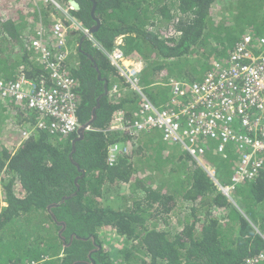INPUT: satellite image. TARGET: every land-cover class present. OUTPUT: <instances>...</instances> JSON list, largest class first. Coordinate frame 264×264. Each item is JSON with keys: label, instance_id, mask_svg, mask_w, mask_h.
<instances>
[{"label": "trees", "instance_id": "16d2710c", "mask_svg": "<svg viewBox=\"0 0 264 264\" xmlns=\"http://www.w3.org/2000/svg\"><path fill=\"white\" fill-rule=\"evenodd\" d=\"M13 1L21 5L19 17L0 18V78L8 83L25 76L52 85L51 70L37 59L30 40L39 24L51 29L56 8L49 3L31 14L34 6L24 9L22 0ZM54 1L69 5V0ZM76 1L80 9L72 10L73 15L85 28L96 26L93 0ZM95 1L100 25L94 38L109 51L120 35L125 36L126 55L144 63L143 92L160 109L172 107V81L203 80L214 69L213 62H224L246 34L264 35V0H232L229 8L222 7L229 18L220 20L212 12L215 4L223 3L220 0ZM81 38L80 32H69L71 52L63 63L78 84L81 124L93 118L97 100L105 92V80L99 79L95 66L108 80V93L101 97L83 139L75 140L77 131L64 137L40 128L37 121L42 113L29 111L25 100L13 97L1 108L0 119L5 121L4 114L11 112L14 123L22 129L32 127L33 134L12 140L15 150L0 142V191L6 203L0 205V264L88 261V251L95 247L92 237L100 244L102 228L116 230L125 247L116 256L97 250L92 254L94 263L88 264H241L260 254L264 250V167L237 188L235 203L190 155L168 145L157 130L127 137V132L110 129L120 110L126 118L134 117L142 98L128 89L103 50ZM75 41L76 53L71 49ZM10 126H5L8 131ZM127 139L129 151L110 165L109 146ZM237 157L232 145L226 157L207 146L206 160L222 184L230 183ZM125 188L130 194L121 193ZM77 190L52 207L58 221L66 223L63 234L68 241L74 236L68 246L59 236L62 225L48 207ZM112 192L117 196L114 200ZM173 215L179 217V228L169 223Z\"/></svg>", "mask_w": 264, "mask_h": 264}, {"label": "built area", "instance_id": "2783aa9c", "mask_svg": "<svg viewBox=\"0 0 264 264\" xmlns=\"http://www.w3.org/2000/svg\"><path fill=\"white\" fill-rule=\"evenodd\" d=\"M71 30L86 35L94 46L103 50L118 75L124 77L128 89L142 98L134 117L126 118L120 110L110 129L127 132L131 137L159 131L167 144L178 145L190 155L196 165L214 179L220 191L235 202L233 196L237 188L255 178L264 167V36L246 34L226 61L213 62L214 69L203 80L172 81L175 94L170 100L172 107L160 109L143 92L140 74L144 63L140 58L126 55L124 35H120L114 47L107 51L94 38L90 28H85L75 16H68L64 21L58 18L50 30L39 24L30 46L37 51V59L50 68L53 84L47 85L45 80L38 83L25 76L8 83L0 78V98L7 105L13 97L25 100L29 111L42 113L37 121L40 128L64 137L78 131L81 125L75 92L78 84L63 65L71 52L67 46ZM54 40L59 51L54 50ZM26 127L21 134L23 139L33 134L32 127ZM16 131L11 124L8 132L14 134ZM213 142H216L214 146ZM208 145L223 157L227 156L228 145L234 147L238 157L230 183L222 184L216 169L206 160ZM128 151L126 143L111 144L109 164H115L119 156ZM44 261L29 260L22 264H43ZM263 263L264 250L241 264Z\"/></svg>", "mask_w": 264, "mask_h": 264}, {"label": "rangeland", "instance_id": "374dc122", "mask_svg": "<svg viewBox=\"0 0 264 264\" xmlns=\"http://www.w3.org/2000/svg\"><path fill=\"white\" fill-rule=\"evenodd\" d=\"M22 4H25V8L24 9H28L30 4L32 5V7L34 6V9L31 8V14H35L36 10L39 9L42 11V9L48 7L49 3H53L56 2L54 0H22ZM232 0H220V2L223 3H218L215 4L216 6H214L212 12L213 15L216 19L220 20L222 18V16L224 18H229V12L225 11L222 9V7L228 6V8L231 6ZM0 2H2V6H0V18L1 19H7L10 17H19L18 15H20V7L21 5L19 4V2H15L13 0H11V2L9 3H3V2H8L6 0H0ZM234 2V0H233ZM226 3V4H225ZM54 6L56 7V16L55 14L51 15L53 17V19H57L59 18L60 20H63L68 17L71 16L73 18V13H72V9L70 8V6H68L67 4H61V7H59L58 5H56L55 3H53ZM30 17V16H29ZM30 27V26H29ZM28 27V28H29ZM78 34V33H77ZM78 46V41H75L73 43V48H74V52L76 53V47ZM227 59V58H226ZM226 59L224 61H226ZM162 77V76H161ZM6 103L4 102V100H2V98H0V109L3 107V105H5ZM5 121H3V119H0V129L3 127L2 132L0 133L1 136V141L2 143H4L6 145V143L8 144H12V140L14 139H18L19 141L21 139H23L22 135L23 134V129L21 128L20 124H15L14 121L12 120V113H5ZM1 117V116H0ZM12 124V126L17 130L16 132L10 134L9 136H7V132L8 129H6L7 127L5 126H10ZM21 129V130H20ZM25 129V128H24ZM159 132V131H158ZM12 138V139H11ZM1 144V143H0ZM13 145V144H12ZM16 145V144H15ZM176 147H179L178 145H175ZM241 186V185H240ZM121 193L128 195L130 194V189H123L121 191ZM116 193L112 192L110 194V198H112L113 200L116 198ZM234 198L235 194H234ZM3 198H2V192L0 191V205L4 206L5 204L2 203ZM179 217L177 215H173L171 218V221H169L170 225L172 227L177 228L179 223ZM51 223H49L50 225ZM52 226V225H51ZM163 226V225H160ZM257 226H255L256 228ZM179 228V227H178ZM52 230L55 231V229L52 227ZM99 240H100V246L106 250L107 252H110L113 254V256H116L118 249L119 248H124L125 247V239L122 238L121 236H119V234L116 232V230L112 229V228H102L99 231Z\"/></svg>", "mask_w": 264, "mask_h": 264}, {"label": "water", "instance_id": "95a60500", "mask_svg": "<svg viewBox=\"0 0 264 264\" xmlns=\"http://www.w3.org/2000/svg\"><path fill=\"white\" fill-rule=\"evenodd\" d=\"M93 2H94V5H93V8H92V11H91V12H92L93 17L96 18L98 24H97L96 26H93L92 28H90V31H91L92 33H94V32L97 30L98 26L100 25V20L95 16V11H96V1L93 0ZM69 4H70L71 8L74 9V10H79V9H80V4H79L76 0H69ZM86 38H87V36H86V35H83L81 39L84 40V39H86ZM81 44H82V42L79 43V46H81ZM81 50H82L85 54H87V56H88L89 58H91L92 60H94L93 57H92V55H90L88 52L84 51L82 48H81ZM95 67H96V69H97L99 79H104V80H105V92H104L101 96H99V98H98V100H97V101H98L97 106L95 107V109H96V108L100 105V99H101V97H102L103 95H106V94L108 93V86H107V85H108V80H107L106 78H103L102 75H101V71L97 68V66H95ZM95 109H94V116H93V118H92L90 121L85 122V123H83V124H81V125L79 126L78 131H77L78 136L76 137L75 140H81V139L84 138L85 131H86L87 129H89V127L92 125V123L94 122V120H95V118H96ZM73 151H74V149H73ZM71 157H72V154H71ZM80 170H81L82 172H84L83 169L80 168ZM77 192H78V190H77L76 192L72 193L71 195L64 196L59 202L54 203V204H51V205L48 207V210H49L50 214L52 215L53 219L57 222L58 225H62V228L59 230V236H60V238H61L63 241L67 240L66 236L63 235V232L65 231V228H66V223H65L64 221H58V219H57L55 213L52 211V207L59 206V205H60L61 203H63L66 199H69L70 197L76 195ZM76 237H77V238H83V237H81V236H79V235H76ZM93 238L95 239L94 236H93ZM73 239H74V236L72 235L71 238H70V241H72ZM84 239H88V238H84ZM98 248H101V246L98 245ZM92 261L94 262L93 259H92ZM78 263H86V262H84V261H80V262H78Z\"/></svg>", "mask_w": 264, "mask_h": 264}, {"label": "flooded vegetation", "instance_id": "af4514ba", "mask_svg": "<svg viewBox=\"0 0 264 264\" xmlns=\"http://www.w3.org/2000/svg\"><path fill=\"white\" fill-rule=\"evenodd\" d=\"M127 137H130L129 135H126ZM127 141L128 142H130L128 139L126 140V144H127ZM64 233V232H63ZM64 235V234H63ZM65 236V235H64ZM72 236V235H71ZM71 236L69 237V241H68V236L66 237L67 238V240H65V241H63L64 242V244L65 245H71L72 244V242H73V240L72 241H70V238H71ZM92 240H93V242H94V244H95V247L94 248H92V249H89V251H88V254H87V258L89 259L88 261H91L92 260V254L93 253H96L97 252V250H102V247L101 248H98V245H100L97 241H96V239H94L93 237H92ZM78 261L79 260H75L74 262H73V264H78ZM88 261H84V262H86V264H88L89 262ZM91 263H94L93 261L91 262Z\"/></svg>", "mask_w": 264, "mask_h": 264}, {"label": "crops", "instance_id": "0c3cea01", "mask_svg": "<svg viewBox=\"0 0 264 264\" xmlns=\"http://www.w3.org/2000/svg\"><path fill=\"white\" fill-rule=\"evenodd\" d=\"M0 111H1V109H0ZM2 129H3V127L0 129V133L2 132ZM10 134H12V133H9L8 132V134H7V136H9ZM4 146V145H3ZM8 149H10V150H15L16 148V146L14 145H12V144H8V143H6V145H5ZM2 203L3 204H5V202L4 201H2ZM6 205V204H5Z\"/></svg>", "mask_w": 264, "mask_h": 264}, {"label": "clouds", "instance_id": "9594fccd", "mask_svg": "<svg viewBox=\"0 0 264 264\" xmlns=\"http://www.w3.org/2000/svg\"><path fill=\"white\" fill-rule=\"evenodd\" d=\"M58 3V6L59 7H61V4L59 3V2H57ZM0 6H2V4H0ZM68 6H70V4L68 5ZM56 8V7H55ZM70 8H71V6H70ZM72 9V8H71ZM72 10H74V9H72ZM58 19V18H57ZM57 19H55V20H57ZM169 145V144H168ZM179 148V147H178ZM180 149V148H179ZM180 151L181 152H183L181 149H180ZM183 153H185V152H183Z\"/></svg>", "mask_w": 264, "mask_h": 264}, {"label": "bare ground", "instance_id": "6f19581e", "mask_svg": "<svg viewBox=\"0 0 264 264\" xmlns=\"http://www.w3.org/2000/svg\"><path fill=\"white\" fill-rule=\"evenodd\" d=\"M260 36H264V35H260ZM240 41V40H239ZM233 50V49H232ZM231 50V51H232ZM122 141H119V142H114L113 144H118V143H121Z\"/></svg>", "mask_w": 264, "mask_h": 264}]
</instances>
